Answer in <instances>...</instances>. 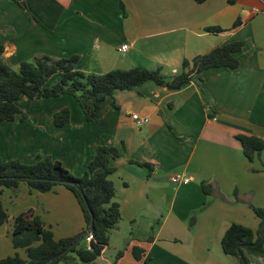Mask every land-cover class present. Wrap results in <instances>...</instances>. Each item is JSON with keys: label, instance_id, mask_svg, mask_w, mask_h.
I'll return each mask as SVG.
<instances>
[{"label": "crops", "instance_id": "0c3cea01", "mask_svg": "<svg viewBox=\"0 0 264 264\" xmlns=\"http://www.w3.org/2000/svg\"><path fill=\"white\" fill-rule=\"evenodd\" d=\"M263 1L0 0L1 56L14 70L22 61H31L38 55L60 58L75 54L79 56L77 68L85 73L127 70L141 65L160 68L169 76L181 70L183 59L206 53L217 45L246 41L236 53L239 60L236 68L205 69L198 75L201 80L195 75L179 89L147 81L135 89L116 90L105 98L91 121L83 112V107L91 111L89 96L79 102L75 96L62 94L37 99L22 95L17 104L27 114L26 120L0 122L3 160L16 158L33 163L48 155L75 176L84 173L96 146L123 148L122 154L111 161L115 170L109 176L115 186L114 199L119 203L121 219L93 264H144L129 250L132 244L143 240L141 236L132 237L127 242V245L131 243L126 249L128 253L113 260L114 252L121 249L117 243L123 238L121 223L133 221L138 203L154 194L158 180L165 177L169 181L170 173L183 172L190 176L189 183L174 185L176 195L189 198L194 191L203 207L211 205L203 199L208 194L202 190V183L211 185L209 194L219 193L224 197L232 193L235 201L247 199V193H264V149L259 157L249 161L235 138L236 134L244 133L264 141ZM254 8L261 11L255 12ZM237 19L239 25L232 28ZM208 26L225 30L207 32L204 28ZM121 44L129 45L124 53L117 50ZM56 78L57 75L51 76L46 85ZM64 106L70 110L69 124L57 127L53 114ZM132 114L145 116L148 121L137 124ZM254 160L259 166L253 165ZM136 162L149 163L151 169ZM240 176L242 186L248 189L239 186ZM16 198L24 200L25 207L50 228L54 239L86 228L74 195L63 185L46 192L21 185ZM172 211L173 205L146 242L149 264L154 257L159 264H217L203 260L206 254H211V248L203 249L205 236L195 230L197 222L190 220L186 225L180 217L175 221ZM154 215L157 219L156 212ZM8 216L0 225V258L14 253L20 256L21 249L25 253L24 248L12 244L14 214ZM152 223L149 221L148 225ZM212 224L216 225L206 237L210 243L217 242L213 251L221 261L220 241L227 224L223 226L215 221ZM183 234H187L183 237L188 241L187 247L169 245L180 241ZM248 257L250 264H264V256Z\"/></svg>", "mask_w": 264, "mask_h": 264}, {"label": "trees", "instance_id": "16d2710c", "mask_svg": "<svg viewBox=\"0 0 264 264\" xmlns=\"http://www.w3.org/2000/svg\"><path fill=\"white\" fill-rule=\"evenodd\" d=\"M194 1L201 3L203 0ZM234 1L227 0L228 3ZM119 4L124 10L121 1ZM239 23V19L235 20L232 28ZM204 30L218 33L225 29L208 26ZM245 45L246 41L238 40L214 46L206 53L183 59L181 70L169 76L164 75L160 68L149 69L141 65L127 70L85 73L77 68L79 56L75 54L60 58L38 55L31 61H22L18 69L14 70L3 60V46L0 45V122L26 120L27 114L17 104L22 95L37 99L62 94L75 96L79 102L81 97L89 96L92 100L91 111L82 107L85 118L91 121L105 98L112 96L116 90L135 89L147 81L168 89H179L205 69L223 66L236 68L239 65L236 53ZM53 75H57L56 80L46 85ZM197 78L201 80L199 76ZM69 120L70 110L66 106L53 114V123L57 127L68 125ZM235 138L249 161L255 156L259 157L264 149V141L256 135L238 133ZM122 151L123 148L111 145L96 146L92 159L80 176L73 175L59 160L48 155L33 163H25L16 158L3 160L0 157V225L9 217L2 205L1 194L5 188L17 189L20 182H25L29 189L38 192L49 191L56 185L65 186L74 195L86 224V228L77 234L54 239L50 228L45 227L31 209L20 212L12 219L11 241L14 247L24 248L26 256L22 258L14 253L1 257L0 264H82L91 263L100 256L109 242L111 230L121 219L119 203L113 200L115 186L109 176L115 170L111 161L119 157ZM136 163L151 169L149 163ZM201 187L205 193H212L211 185L202 183ZM250 207L260 218L257 229L232 222L220 241L223 253L236 257L238 264H250L249 255L264 256V208L254 205ZM91 220L93 229L89 232ZM89 234L92 237L87 242L86 236ZM74 242L75 245L69 248ZM67 248L69 250L63 253ZM130 250L136 260L149 264L150 259L145 256L143 246L132 244ZM121 254L119 250L117 256Z\"/></svg>", "mask_w": 264, "mask_h": 264}, {"label": "rangeland", "instance_id": "374dc122", "mask_svg": "<svg viewBox=\"0 0 264 264\" xmlns=\"http://www.w3.org/2000/svg\"><path fill=\"white\" fill-rule=\"evenodd\" d=\"M214 146L217 148H221L223 151L225 150V147H222L220 145L214 144ZM253 165L259 166L258 161L254 160ZM163 178L164 179L158 180L157 188L154 190V194L148 197H144L143 200L138 203L137 212H135L134 214L133 221L129 222L127 220H124V222L121 223L120 233L123 234V238L121 237L120 239H118L117 243L120 244V250L122 251V254L128 253V250L126 249L131 243L129 242V244L127 245V242L135 236H141V238H143V240L139 241V243L137 244H140L141 246L146 248V242L150 240V236L155 234L154 230L157 224L163 219L165 214L169 209L172 208L173 205L171 217L175 216V221H177V219L180 217L185 221L186 225H189L190 220L193 221L192 223L197 222L195 230L198 231V234L205 236L202 247L204 250L210 247L211 254H206V257L203 259L204 261H210L217 264H238V261L234 256L225 255L222 250L220 255V258L222 260L220 259L221 261H219L216 252L213 251V248L215 246L217 248V242L216 245L210 243V241L207 240L206 236L212 233V227L216 225L212 224L213 221L218 224L220 223L223 226L224 224H227L228 226L230 223L235 222L248 226L254 230L257 229L260 223V218L255 214L250 205L253 204L256 207L264 208V193L261 194L258 191H255L254 193L252 192L251 194L247 193L245 197L247 199H238V201H235L233 196L234 194L232 193H227L226 195H224V197H221L219 193L208 194L207 196H204L203 199H205V201H207L211 206L203 207V204L200 203V199L196 196L194 191H192L189 198L185 197V195H176V187L168 180H166L167 178ZM21 185L26 184L24 182H20L18 187H20ZM242 185L243 183L241 182L240 176L239 186H241V188L248 189L247 187H243ZM260 185L261 181L259 180V186ZM263 187L264 184L262 185V188ZM17 189L13 190L10 188H5L1 196L2 205L7 210L8 214H14V216L19 214L20 212L28 210V208L25 207L26 203L24 202V200L16 198ZM230 198H233L231 200L234 201L230 202ZM113 200L115 199L113 198ZM235 203L238 204V206H234ZM153 212H156L157 219H154L155 215ZM149 221L153 222L151 226L148 225ZM186 235L187 234L180 235L182 237L180 241L170 242L169 245L177 248L187 247L188 241L183 238ZM118 251L114 252L113 260H117ZM152 254L156 253H154L153 251ZM20 256L25 257V253L22 249L20 250ZM123 261L127 262L126 259H124ZM60 264L64 263L62 262ZM82 264H93V262ZM151 264H159L158 258L154 257Z\"/></svg>", "mask_w": 264, "mask_h": 264}, {"label": "built area", "instance_id": "2783aa9c", "mask_svg": "<svg viewBox=\"0 0 264 264\" xmlns=\"http://www.w3.org/2000/svg\"><path fill=\"white\" fill-rule=\"evenodd\" d=\"M254 10L255 12L261 11L260 9H257V8H254ZM128 48H129L128 44H121L120 46L117 47V50L121 53H124L127 51ZM131 116L137 124H143L148 121V118L145 116H141L138 114H132ZM190 180H191L190 176L183 172H174V173L169 174V181L175 186L187 184L190 182ZM91 237H92L91 234L86 236V241L89 242Z\"/></svg>", "mask_w": 264, "mask_h": 264}, {"label": "water", "instance_id": "95a60500", "mask_svg": "<svg viewBox=\"0 0 264 264\" xmlns=\"http://www.w3.org/2000/svg\"><path fill=\"white\" fill-rule=\"evenodd\" d=\"M92 229H93V222H92V220H91V224H90V227H89V229H88L89 232H91ZM74 245H75V242L72 243V244L69 246V248H71V247L74 246ZM69 248H67L65 251H63V253L67 252V251L69 250Z\"/></svg>", "mask_w": 264, "mask_h": 264}]
</instances>
